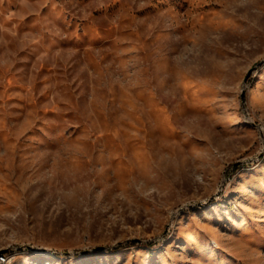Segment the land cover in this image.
I'll return each mask as SVG.
<instances>
[{
  "label": "rangeland",
  "instance_id": "1",
  "mask_svg": "<svg viewBox=\"0 0 264 264\" xmlns=\"http://www.w3.org/2000/svg\"><path fill=\"white\" fill-rule=\"evenodd\" d=\"M0 253L264 264V0H0Z\"/></svg>",
  "mask_w": 264,
  "mask_h": 264
},
{
  "label": "bare ground",
  "instance_id": "2",
  "mask_svg": "<svg viewBox=\"0 0 264 264\" xmlns=\"http://www.w3.org/2000/svg\"><path fill=\"white\" fill-rule=\"evenodd\" d=\"M2 256H3V255H1L0 258H2ZM8 261H9V258H8L6 255H5L4 258L0 259V263H1V264H4V263H6V262H8Z\"/></svg>",
  "mask_w": 264,
  "mask_h": 264
},
{
  "label": "water",
  "instance_id": "3",
  "mask_svg": "<svg viewBox=\"0 0 264 264\" xmlns=\"http://www.w3.org/2000/svg\"><path fill=\"white\" fill-rule=\"evenodd\" d=\"M262 63H263V61L260 62L259 65H261ZM101 248H103V247H99V249H101ZM1 254H3V253H0V255H1Z\"/></svg>",
  "mask_w": 264,
  "mask_h": 264
},
{
  "label": "built area",
  "instance_id": "4",
  "mask_svg": "<svg viewBox=\"0 0 264 264\" xmlns=\"http://www.w3.org/2000/svg\"><path fill=\"white\" fill-rule=\"evenodd\" d=\"M4 257H5V255L2 256V258H4ZM2 258H0V259H2ZM0 264H1V263H0Z\"/></svg>",
  "mask_w": 264,
  "mask_h": 264
}]
</instances>
